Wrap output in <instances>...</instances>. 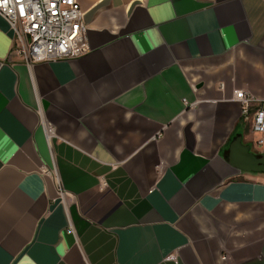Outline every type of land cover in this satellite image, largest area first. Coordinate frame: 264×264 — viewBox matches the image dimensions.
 I'll list each match as a JSON object with an SVG mask.
<instances>
[{"label": "crops", "instance_id": "obj_1", "mask_svg": "<svg viewBox=\"0 0 264 264\" xmlns=\"http://www.w3.org/2000/svg\"><path fill=\"white\" fill-rule=\"evenodd\" d=\"M78 4L77 59L25 64L0 16V264H264L232 100L264 99V0Z\"/></svg>", "mask_w": 264, "mask_h": 264}, {"label": "built area", "instance_id": "obj_2", "mask_svg": "<svg viewBox=\"0 0 264 264\" xmlns=\"http://www.w3.org/2000/svg\"><path fill=\"white\" fill-rule=\"evenodd\" d=\"M0 16L14 37L13 54L27 65L77 59L89 51L78 0H0ZM240 120L264 147V99L235 89ZM186 103V100H183Z\"/></svg>", "mask_w": 264, "mask_h": 264}, {"label": "water", "instance_id": "obj_3", "mask_svg": "<svg viewBox=\"0 0 264 264\" xmlns=\"http://www.w3.org/2000/svg\"><path fill=\"white\" fill-rule=\"evenodd\" d=\"M236 146H241L244 152V159L248 163L247 172L262 173L264 174V152L255 154L250 150V147L242 146L241 140L235 142Z\"/></svg>", "mask_w": 264, "mask_h": 264}]
</instances>
